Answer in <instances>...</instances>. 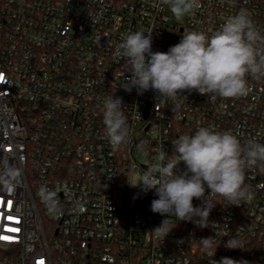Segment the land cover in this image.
<instances>
[{
    "label": "built area",
    "instance_id": "built-area-1",
    "mask_svg": "<svg viewBox=\"0 0 264 264\" xmlns=\"http://www.w3.org/2000/svg\"><path fill=\"white\" fill-rule=\"evenodd\" d=\"M200 4L178 19L159 0H0V264H264V169H246L250 199L220 198L207 227L177 221L164 239L153 231L170 217L151 211L155 190L134 197L128 182L199 127L264 144V79L248 77L251 92L231 99L126 90L115 52L129 31H151L153 51L167 52L246 9L264 33V0ZM111 95L132 129L119 148L103 123ZM208 237L218 247L206 253ZM233 237L239 248H225Z\"/></svg>",
    "mask_w": 264,
    "mask_h": 264
},
{
    "label": "clouds",
    "instance_id": "clouds-1",
    "mask_svg": "<svg viewBox=\"0 0 264 264\" xmlns=\"http://www.w3.org/2000/svg\"><path fill=\"white\" fill-rule=\"evenodd\" d=\"M176 18L199 9L200 0H159ZM147 33V35H145ZM116 63L123 61L128 87L139 94L149 90L163 100H176L185 91L211 98L246 97L251 88L248 77L264 79V33L253 23L246 9L227 17L211 35L202 31L184 33L179 43L167 52L153 51V33L129 31L122 35L115 52ZM123 72V73H124ZM122 107V98L113 95L103 105V123L110 145L119 148L131 140L132 129ZM173 154L162 151L155 163L143 170L140 186L145 193L155 190L157 199L151 211L165 218L154 229L164 239L177 221L207 227L208 217L219 199L239 205L250 199L245 172L253 166L264 169V144L250 138L241 143L231 131L199 127L194 134H183L172 141ZM167 157V160H166ZM184 169L177 171L180 165ZM206 189L208 193L206 195ZM200 206H194L193 200ZM175 217V223H173ZM203 251L217 248L214 237L199 241ZM224 247L239 248L237 239H227ZM214 264H248L222 257Z\"/></svg>",
    "mask_w": 264,
    "mask_h": 264
},
{
    "label": "rangeland",
    "instance_id": "rangeland-1",
    "mask_svg": "<svg viewBox=\"0 0 264 264\" xmlns=\"http://www.w3.org/2000/svg\"><path fill=\"white\" fill-rule=\"evenodd\" d=\"M143 178L142 173L141 174H135L133 177V185H135L138 181H140ZM144 194V191H142V188L140 186L133 187V196H142Z\"/></svg>",
    "mask_w": 264,
    "mask_h": 264
},
{
    "label": "water",
    "instance_id": "water-1",
    "mask_svg": "<svg viewBox=\"0 0 264 264\" xmlns=\"http://www.w3.org/2000/svg\"><path fill=\"white\" fill-rule=\"evenodd\" d=\"M148 110H149V104L147 105V109H146V111H145V116L147 115Z\"/></svg>",
    "mask_w": 264,
    "mask_h": 264
}]
</instances>
